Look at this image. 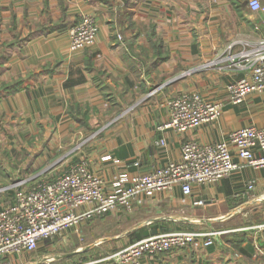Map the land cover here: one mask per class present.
<instances>
[{
  "label": "crops",
  "instance_id": "crops-1",
  "mask_svg": "<svg viewBox=\"0 0 264 264\" xmlns=\"http://www.w3.org/2000/svg\"><path fill=\"white\" fill-rule=\"evenodd\" d=\"M259 1L255 10L250 0H0V91L19 82L0 93V207L14 201L12 173L23 183L51 180L86 159L113 192L118 181L180 161L185 142L215 143L242 126L264 127V91L233 104L227 89L243 71L229 64L226 48L238 54L264 41ZM86 13L97 16V40L71 50L69 31ZM187 90L222 102L220 116L184 131L166 126V100ZM235 160L242 166L231 176L193 185L186 200L177 184L83 224L81 234L102 244L85 260L158 232L192 229L218 232L214 244L173 248L143 264H264V166Z\"/></svg>",
  "mask_w": 264,
  "mask_h": 264
},
{
  "label": "built area",
  "instance_id": "built-area-1",
  "mask_svg": "<svg viewBox=\"0 0 264 264\" xmlns=\"http://www.w3.org/2000/svg\"><path fill=\"white\" fill-rule=\"evenodd\" d=\"M250 5L255 10L263 8L259 0H250ZM98 30L97 16L83 14L69 31L70 49L95 44ZM231 49V46L226 48L229 64L243 71L240 78L227 86L229 101L238 104L249 94L264 91V41L238 54ZM166 105L170 114L166 126L184 131L218 118L222 102L209 100L197 90H187L167 99ZM256 147L264 149V127L256 125L233 129L226 139L215 143L188 141L182 146L180 161H169L148 173L118 181L113 192L106 191L104 178L89 169L86 159L51 180L30 182L36 177L33 176L15 190L11 204L0 207V263L11 264L15 257L35 251L40 242L53 239L86 220L109 211L132 210L135 203H142V196L172 190L177 184L186 200L193 185L217 182L239 169L242 164L235 160V155L248 165L263 167L264 155L257 156ZM246 185L248 190L254 189L255 180L247 181ZM194 203L203 204V201ZM216 234V231L192 229L158 232L100 258L73 264H143L146 257H156L173 248L211 246Z\"/></svg>",
  "mask_w": 264,
  "mask_h": 264
},
{
  "label": "rangeland",
  "instance_id": "rangeland-1",
  "mask_svg": "<svg viewBox=\"0 0 264 264\" xmlns=\"http://www.w3.org/2000/svg\"><path fill=\"white\" fill-rule=\"evenodd\" d=\"M8 164L9 172L11 171L12 173V171L15 169V159H9ZM15 178L16 177L13 175V173L8 176V183H11L9 185V189L13 188L14 191L24 184L23 180H16ZM41 179L44 180V178L38 176L32 179L30 182L40 181ZM101 218L102 217H96L91 220H86L77 226L68 228L61 235L56 236L53 239L40 242L38 248L35 251L25 254L24 260L19 262L13 259L10 263L33 264L35 261H38V259H43V256L47 258L43 264H73L76 262H81V260L87 259V257L92 255V253L96 252V248H100L102 246V244L95 243L97 240H94L95 237L92 238V234H90V236L87 234H81V226L85 223L99 221ZM95 224H93V226L88 225L89 228L87 229L94 232ZM92 243H95L92 245V247H86L90 246L89 244Z\"/></svg>",
  "mask_w": 264,
  "mask_h": 264
},
{
  "label": "trees",
  "instance_id": "trees-1",
  "mask_svg": "<svg viewBox=\"0 0 264 264\" xmlns=\"http://www.w3.org/2000/svg\"><path fill=\"white\" fill-rule=\"evenodd\" d=\"M18 84H19V82H16V81L13 82V83H11V84H6V85H4V86L2 87L0 93L11 92V91H13L14 89H17ZM81 261H85V260H81Z\"/></svg>",
  "mask_w": 264,
  "mask_h": 264
}]
</instances>
